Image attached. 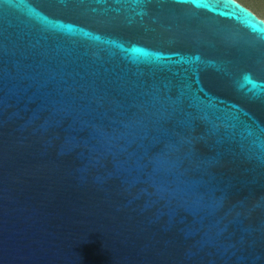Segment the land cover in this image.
<instances>
[{"label": "water", "instance_id": "water-1", "mask_svg": "<svg viewBox=\"0 0 264 264\" xmlns=\"http://www.w3.org/2000/svg\"><path fill=\"white\" fill-rule=\"evenodd\" d=\"M0 264H264V20L0 0Z\"/></svg>", "mask_w": 264, "mask_h": 264}, {"label": "rangeland", "instance_id": "rangeland-1", "mask_svg": "<svg viewBox=\"0 0 264 264\" xmlns=\"http://www.w3.org/2000/svg\"><path fill=\"white\" fill-rule=\"evenodd\" d=\"M264 20V0H236Z\"/></svg>", "mask_w": 264, "mask_h": 264}, {"label": "flooded vegetation", "instance_id": "flooded-vegetation-1", "mask_svg": "<svg viewBox=\"0 0 264 264\" xmlns=\"http://www.w3.org/2000/svg\"><path fill=\"white\" fill-rule=\"evenodd\" d=\"M255 14V13H254ZM257 15V14H256Z\"/></svg>", "mask_w": 264, "mask_h": 264}]
</instances>
